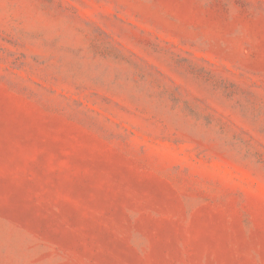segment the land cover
Masks as SVG:
<instances>
[{"label": "rangeland", "instance_id": "374dc122", "mask_svg": "<svg viewBox=\"0 0 264 264\" xmlns=\"http://www.w3.org/2000/svg\"><path fill=\"white\" fill-rule=\"evenodd\" d=\"M0 264H264V0H0Z\"/></svg>", "mask_w": 264, "mask_h": 264}]
</instances>
